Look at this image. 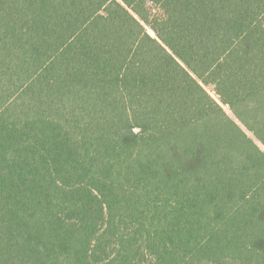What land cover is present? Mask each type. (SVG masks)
Returning a JSON list of instances; mask_svg holds the SVG:
<instances>
[{"label": "trees", "instance_id": "obj_1", "mask_svg": "<svg viewBox=\"0 0 264 264\" xmlns=\"http://www.w3.org/2000/svg\"><path fill=\"white\" fill-rule=\"evenodd\" d=\"M259 144L264 0H0V264H264Z\"/></svg>", "mask_w": 264, "mask_h": 264}, {"label": "rangeland", "instance_id": "obj_2", "mask_svg": "<svg viewBox=\"0 0 264 264\" xmlns=\"http://www.w3.org/2000/svg\"><path fill=\"white\" fill-rule=\"evenodd\" d=\"M210 92H211V91H210ZM211 94H212L213 96H215L214 93L211 92ZM225 110L227 111L228 114L232 115V113L230 112V110L228 109V107H225ZM259 145L263 148V146H262L261 144H259ZM263 149H264V148H263Z\"/></svg>", "mask_w": 264, "mask_h": 264}]
</instances>
